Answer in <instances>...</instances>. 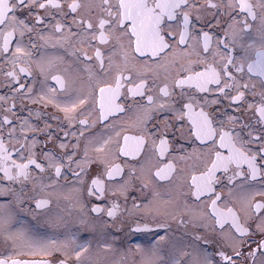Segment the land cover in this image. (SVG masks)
I'll use <instances>...</instances> for the list:
<instances>
[{"label":"snow or ice","instance_id":"1","mask_svg":"<svg viewBox=\"0 0 264 264\" xmlns=\"http://www.w3.org/2000/svg\"><path fill=\"white\" fill-rule=\"evenodd\" d=\"M0 264H264V0H0Z\"/></svg>","mask_w":264,"mask_h":264},{"label":"flooded vegetation","instance_id":"2","mask_svg":"<svg viewBox=\"0 0 264 264\" xmlns=\"http://www.w3.org/2000/svg\"><path fill=\"white\" fill-rule=\"evenodd\" d=\"M114 235L120 237L121 239H118L115 241L116 247H121V240H126L127 243L123 244V248H127L129 244H146L148 240L150 239L147 235L137 233L131 236L125 237L123 233L121 232H116L115 229L112 230ZM91 238V237H89Z\"/></svg>","mask_w":264,"mask_h":264}]
</instances>
